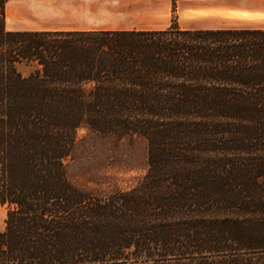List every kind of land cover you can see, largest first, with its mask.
<instances>
[{"label": "trees", "instance_id": "trees-1", "mask_svg": "<svg viewBox=\"0 0 264 264\" xmlns=\"http://www.w3.org/2000/svg\"><path fill=\"white\" fill-rule=\"evenodd\" d=\"M8 1L0 264H264V29L9 31ZM81 127L144 139L142 179L72 185Z\"/></svg>", "mask_w": 264, "mask_h": 264}, {"label": "crops", "instance_id": "crops-1", "mask_svg": "<svg viewBox=\"0 0 264 264\" xmlns=\"http://www.w3.org/2000/svg\"><path fill=\"white\" fill-rule=\"evenodd\" d=\"M184 3L187 11L232 13L234 24L264 29V0H184ZM170 7L171 0H22L11 9L16 19L34 27L25 30L117 32L166 29L170 25L163 24V17Z\"/></svg>", "mask_w": 264, "mask_h": 264}, {"label": "rangeland", "instance_id": "rangeland-1", "mask_svg": "<svg viewBox=\"0 0 264 264\" xmlns=\"http://www.w3.org/2000/svg\"><path fill=\"white\" fill-rule=\"evenodd\" d=\"M22 0H9L5 7L7 30L34 28L15 18L11 6ZM184 0H171L170 12L163 24L176 22L181 28H252L233 23L232 13H201L187 11ZM162 24V25H163ZM18 71L27 76L33 68L20 64ZM77 140L64 165L69 182L76 188L97 195L112 190L134 187L144 176L147 167V144L140 137L118 139L101 135L86 127L77 130ZM6 208L0 205V230L4 227Z\"/></svg>", "mask_w": 264, "mask_h": 264}]
</instances>
